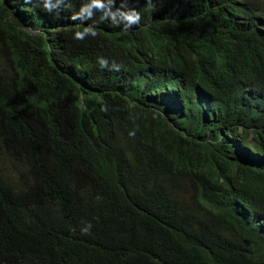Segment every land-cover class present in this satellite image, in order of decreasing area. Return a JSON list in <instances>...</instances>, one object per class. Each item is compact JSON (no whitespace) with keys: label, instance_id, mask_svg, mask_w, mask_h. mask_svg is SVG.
<instances>
[{"label":"trees","instance_id":"obj_1","mask_svg":"<svg viewBox=\"0 0 264 264\" xmlns=\"http://www.w3.org/2000/svg\"><path fill=\"white\" fill-rule=\"evenodd\" d=\"M53 3L0 0V264H264V0Z\"/></svg>","mask_w":264,"mask_h":264},{"label":"clouds","instance_id":"obj_2","mask_svg":"<svg viewBox=\"0 0 264 264\" xmlns=\"http://www.w3.org/2000/svg\"><path fill=\"white\" fill-rule=\"evenodd\" d=\"M113 0H109V3L112 4ZM150 2V0H149ZM25 3H32V0H25ZM43 7L48 11L52 12L53 9L57 7V4L53 3V0H42ZM105 3L104 0H88V3L85 4L81 10L80 13H78L76 16L73 17V19H77L80 17H83L85 14L87 15L88 19H91L93 16L92 9H104ZM119 16L121 20L124 22V28L125 30L132 27V25H137L141 21V13L135 9H128L127 11H120ZM103 19V17H102ZM113 21H115V15L113 16ZM116 24H119V22H115ZM92 35L95 36L96 32L93 29L92 26H89L85 28L82 32H76V38L77 39H83L86 35ZM98 63L101 68H109L114 69L115 71L120 70V65L117 64L115 61H112L110 64V61L105 57H99ZM92 225L91 223H88L85 228L82 229L83 232L87 233L91 229Z\"/></svg>","mask_w":264,"mask_h":264}]
</instances>
